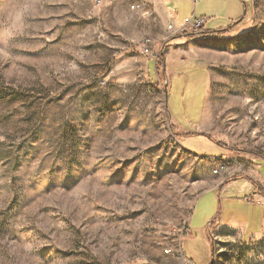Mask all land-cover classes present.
Here are the masks:
<instances>
[{"label": "rangeland", "instance_id": "rangeland-1", "mask_svg": "<svg viewBox=\"0 0 264 264\" xmlns=\"http://www.w3.org/2000/svg\"><path fill=\"white\" fill-rule=\"evenodd\" d=\"M245 180L264 0H0V264H264Z\"/></svg>", "mask_w": 264, "mask_h": 264}, {"label": "crops", "instance_id": "crops-1", "mask_svg": "<svg viewBox=\"0 0 264 264\" xmlns=\"http://www.w3.org/2000/svg\"><path fill=\"white\" fill-rule=\"evenodd\" d=\"M162 1H164V2H167V1H169V0H162ZM191 14H193V13H191ZM196 16V15H195ZM185 17V16H184ZM202 17H204L205 18V22H204V26H203V28H206L207 30H216V29H219V28H222V27H218V28H216V29H213V28H211V27H208V24H207V22H208V18H210V17H206V16H202ZM235 19V18H234ZM231 22H232V20H231ZM230 22V23H231ZM207 24V25H206ZM228 25V24H227ZM171 117V116H170ZM172 118V121H173V123L172 124H174L175 125V127L178 129V131H181V130H183V132L185 131H187L188 129V126H189V124L188 125H183V123H181L179 120H177L176 118H174V117H171ZM198 121V120H197ZM196 122V121H195ZM191 132V131H190ZM191 134H193V135H196V134H198V135H202V134H204V132L203 131H200V130H195V131H193V132H191ZM204 136V135H203ZM235 180H236V178H235ZM249 182H247L246 180H245V182H244V184L242 183V182H240V184H239V186L243 189V190H245L246 192L243 194V195H248L249 193H250V197H252V199L251 198H243L242 199V197H241V202L240 203H243V205H244V203L245 202H247V203H250V205L251 204H253L255 201L256 202H264V194H261V192H259V191H257L256 189H251L250 188V186H249V184H248ZM234 184H233V181L231 182V183H227L226 184V186H233ZM226 186H224V187H226ZM238 186V187H239ZM212 190H215V189H212ZM203 192V190L200 192V193H198L197 194V196H198V199H199V196L201 195V193ZM197 199V200H198ZM247 199H248V201H247ZM260 212V216H262V217H264V209H263V211L262 210H260L259 211ZM211 220H215L214 221V224H217V226H219V227H221V228H223V229H236V230H238L239 232H241L242 230H240V228L239 227H237V224H234L233 222H231V221H224V220H222V218H221V216L220 215H215L214 217H212L211 219H209L208 221H207V223H206V226L208 225V223L211 221ZM194 228H199V225H194L193 226V228H190V227H188V230L189 231H191V230H193ZM205 229H206V227H205Z\"/></svg>", "mask_w": 264, "mask_h": 264}, {"label": "built area", "instance_id": "built-area-1", "mask_svg": "<svg viewBox=\"0 0 264 264\" xmlns=\"http://www.w3.org/2000/svg\"><path fill=\"white\" fill-rule=\"evenodd\" d=\"M193 3L197 2L198 0H191ZM143 9V8H141ZM205 22V18L202 16H195L194 14H191L190 16H185L182 20V22L179 24L178 27H176L175 31H197L201 28H203ZM168 28L172 29V23H169L167 25ZM142 52L148 53L149 49L145 46L142 47ZM150 53V52H149Z\"/></svg>", "mask_w": 264, "mask_h": 264}, {"label": "trees", "instance_id": "trees-1", "mask_svg": "<svg viewBox=\"0 0 264 264\" xmlns=\"http://www.w3.org/2000/svg\"><path fill=\"white\" fill-rule=\"evenodd\" d=\"M158 63H159L158 61L155 62L156 65H158ZM203 135H205V134H203ZM217 144H218V143H217Z\"/></svg>", "mask_w": 264, "mask_h": 264}, {"label": "water", "instance_id": "water-1", "mask_svg": "<svg viewBox=\"0 0 264 264\" xmlns=\"http://www.w3.org/2000/svg\"><path fill=\"white\" fill-rule=\"evenodd\" d=\"M240 18H241V17H240ZM240 18H239V19H240ZM239 19H238V20H239Z\"/></svg>", "mask_w": 264, "mask_h": 264}]
</instances>
